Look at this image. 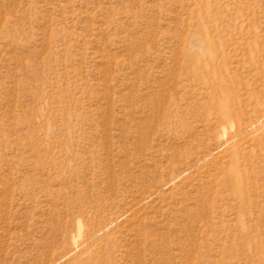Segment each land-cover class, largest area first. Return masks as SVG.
<instances>
[{"label":"rangeland","instance_id":"374dc122","mask_svg":"<svg viewBox=\"0 0 264 264\" xmlns=\"http://www.w3.org/2000/svg\"><path fill=\"white\" fill-rule=\"evenodd\" d=\"M0 264H264V0H0Z\"/></svg>","mask_w":264,"mask_h":264}]
</instances>
